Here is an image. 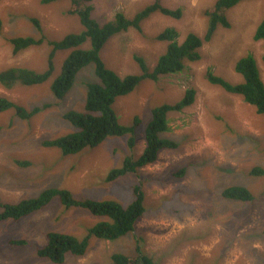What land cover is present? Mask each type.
<instances>
[{
  "label": "rangeland",
  "instance_id": "obj_1",
  "mask_svg": "<svg viewBox=\"0 0 264 264\" xmlns=\"http://www.w3.org/2000/svg\"><path fill=\"white\" fill-rule=\"evenodd\" d=\"M153 1L91 0V16L103 24L116 12L131 17ZM160 1L165 7L179 8L181 17L154 13L141 23L140 31L131 28L117 34L101 49L105 65L120 78L140 73L134 55L143 57L148 68H153L164 52L165 42L155 40L164 27H174L179 41L188 32L203 35V11L215 2ZM69 8V0H0V70L21 65L44 71L50 50L47 43L14 54L10 39L44 35L57 41L81 32L83 26L77 15L68 14ZM226 13L229 27L217 28L211 40L200 47L197 61L186 62L180 72L155 81L146 78L130 93L114 99L111 109L119 124L133 127L132 149L127 144L128 134L107 137L96 146L68 155L58 148L42 146L41 141L74 130L62 114L83 112L87 84L99 83L94 65L89 64L75 76L68 93L60 100L55 98L50 85L69 50L55 53L53 72L40 85L16 83L6 89L0 84V96L27 111L41 108L24 120L13 108L0 112V211L1 204L34 198L48 188L66 189L75 199L116 201L126 208L135 199L134 187H138L144 194V212L134 231L115 240L91 236L82 257L68 253L61 264H109L114 253L135 254L137 242L155 264H264V176L248 174L253 167L264 170V115L256 114L240 96L206 79V73L211 72L232 84L242 82L234 64L250 53L264 82L263 43L252 39L264 17V0L242 2ZM31 18L40 22L42 32L33 26ZM81 48H90V41ZM187 88H194V101L181 111L169 112V128L158 134L176 142V147L162 149L154 163L106 181L108 172L119 168L126 157L136 159L142 153L152 110L174 104ZM47 104L50 107L43 109ZM21 161L29 165L18 164ZM181 168L184 173L180 177L173 175ZM230 185L246 187L253 200L222 198V190ZM103 220L108 219L83 208H65L54 197L45 207L17 221H0V264H59L38 254L46 244L47 233L83 239Z\"/></svg>",
  "mask_w": 264,
  "mask_h": 264
},
{
  "label": "trees",
  "instance_id": "obj_2",
  "mask_svg": "<svg viewBox=\"0 0 264 264\" xmlns=\"http://www.w3.org/2000/svg\"><path fill=\"white\" fill-rule=\"evenodd\" d=\"M41 1L42 3H50L57 0ZM90 1L69 0L68 14L77 15L83 26V30L79 33H70L57 41L48 40L44 35L39 38L27 36L12 37L10 39L14 54L28 47H39L44 42L47 43L50 50L44 71L37 72L35 69L21 65L0 70V84L6 89L12 88L16 83L26 86L40 85L46 82L53 72L55 53L61 50H69L62 62L59 74L50 85L51 92L56 99L60 100L71 89L75 76L85 66L94 65V72L99 79V83L87 84L84 111H67L62 114V118L72 125L74 130L66 135L41 141L42 146L58 148L63 155L74 154L85 147L96 146L107 137L125 134L130 135L127 144L132 149L135 145L133 127L119 124L117 116L111 109L114 99L130 93L139 82L146 78L155 81L162 75L180 72L186 62L197 61L200 57V47L211 40L217 28L229 27L227 10L250 0H215L211 7L203 11V15L206 17V30L203 35L188 32L182 41H179V34L174 27H164L155 39L165 42L164 52L159 55L153 68H148L143 57L134 55L133 59L137 63L140 73L127 75L124 78H120L118 74L105 65L101 57V49L105 43L113 36L126 32L131 28L140 31L141 23L154 13H160L171 18H180L181 10L165 7L160 0H154L131 17H127L119 11L107 22L99 24L91 16L93 5ZM31 22L38 31L42 32L40 22L36 18H31ZM1 29L2 21L0 19ZM252 39L261 41L264 47V17L256 25ZM86 40L90 41V48L83 49L81 46ZM261 60L264 64V55ZM234 71L241 75L242 82L232 84L222 76L211 72L206 73V79L210 84L216 85L228 93L240 96L245 103L254 107L256 114L264 115V82L255 57L250 53L240 56L234 64ZM194 97V88H187L181 99L174 104H163L154 108L152 110V120L144 131L145 145L142 153L136 159L126 157L119 168H114L108 172L106 181H113L127 172H135L146 165L154 163L162 149L176 147V142L159 138L158 134L169 128L167 124L168 113L181 111L194 101ZM48 107L50 105L47 104L43 109ZM10 108H13L15 115L22 120L29 119L41 111L39 107L27 111L10 99L0 96V112ZM135 120H138L137 117H135ZM18 164L29 165V162L21 161ZM183 173L184 168H181L179 172L173 175L180 177ZM248 174L251 177H260L264 176V170L260 167H253ZM133 190L135 199L124 208L116 201L75 199L66 189L48 188L34 198L24 199L16 204H1L0 221L7 219L17 221L26 217L45 207L54 197L59 198L60 203L65 208H83L96 217L108 219L100 221L90 228L83 239H77L68 234L47 233L46 244L38 250V254L54 263L61 264L68 253L82 257L91 236L101 240H115L134 231L137 220L141 218L144 212V194L138 187H134ZM221 195L222 198L232 201L250 202L253 200L251 192L241 185L227 186L222 190ZM11 243L16 244L17 242L11 241ZM147 255L137 242L135 254L114 253L109 264H155Z\"/></svg>",
  "mask_w": 264,
  "mask_h": 264
},
{
  "label": "bare ground",
  "instance_id": "obj_3",
  "mask_svg": "<svg viewBox=\"0 0 264 264\" xmlns=\"http://www.w3.org/2000/svg\"><path fill=\"white\" fill-rule=\"evenodd\" d=\"M2 94V93H1ZM4 96V95H3Z\"/></svg>",
  "mask_w": 264,
  "mask_h": 264
},
{
  "label": "crops",
  "instance_id": "obj_4",
  "mask_svg": "<svg viewBox=\"0 0 264 264\" xmlns=\"http://www.w3.org/2000/svg\"><path fill=\"white\" fill-rule=\"evenodd\" d=\"M144 147V146H143Z\"/></svg>",
  "mask_w": 264,
  "mask_h": 264
}]
</instances>
